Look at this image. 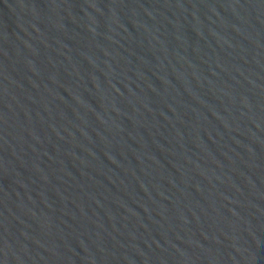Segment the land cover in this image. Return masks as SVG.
<instances>
[{"label":"water","instance_id":"95a60500","mask_svg":"<svg viewBox=\"0 0 264 264\" xmlns=\"http://www.w3.org/2000/svg\"><path fill=\"white\" fill-rule=\"evenodd\" d=\"M0 264H264V0H0Z\"/></svg>","mask_w":264,"mask_h":264}]
</instances>
